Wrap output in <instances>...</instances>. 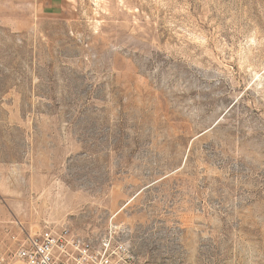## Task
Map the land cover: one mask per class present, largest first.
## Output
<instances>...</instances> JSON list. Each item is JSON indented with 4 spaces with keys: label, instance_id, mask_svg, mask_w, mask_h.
Returning a JSON list of instances; mask_svg holds the SVG:
<instances>
[{
    "label": "rangeland",
    "instance_id": "1",
    "mask_svg": "<svg viewBox=\"0 0 264 264\" xmlns=\"http://www.w3.org/2000/svg\"><path fill=\"white\" fill-rule=\"evenodd\" d=\"M49 227L264 264V0H0V258Z\"/></svg>",
    "mask_w": 264,
    "mask_h": 264
},
{
    "label": "built area",
    "instance_id": "2",
    "mask_svg": "<svg viewBox=\"0 0 264 264\" xmlns=\"http://www.w3.org/2000/svg\"><path fill=\"white\" fill-rule=\"evenodd\" d=\"M12 239L16 250L7 259L0 258V264H133L134 260L129 243L115 240L111 232L97 249L66 227L35 234L20 228Z\"/></svg>",
    "mask_w": 264,
    "mask_h": 264
}]
</instances>
